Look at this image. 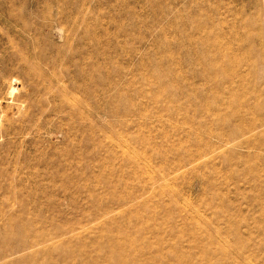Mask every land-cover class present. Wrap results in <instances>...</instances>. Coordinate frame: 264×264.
<instances>
[{
    "label": "rangeland",
    "instance_id": "obj_1",
    "mask_svg": "<svg viewBox=\"0 0 264 264\" xmlns=\"http://www.w3.org/2000/svg\"><path fill=\"white\" fill-rule=\"evenodd\" d=\"M0 264H264V0H0Z\"/></svg>",
    "mask_w": 264,
    "mask_h": 264
}]
</instances>
